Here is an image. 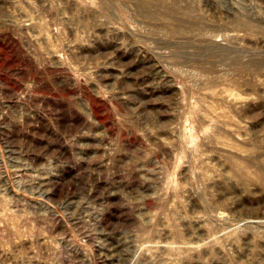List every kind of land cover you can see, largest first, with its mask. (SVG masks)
Instances as JSON below:
<instances>
[{
	"label": "rangeland",
	"instance_id": "374dc122",
	"mask_svg": "<svg viewBox=\"0 0 264 264\" xmlns=\"http://www.w3.org/2000/svg\"><path fill=\"white\" fill-rule=\"evenodd\" d=\"M0 264H264V0H0Z\"/></svg>",
	"mask_w": 264,
	"mask_h": 264
},
{
	"label": "bare ground",
	"instance_id": "6f19581e",
	"mask_svg": "<svg viewBox=\"0 0 264 264\" xmlns=\"http://www.w3.org/2000/svg\"><path fill=\"white\" fill-rule=\"evenodd\" d=\"M49 192V191H48ZM90 198V197H89ZM67 208V207H66Z\"/></svg>",
	"mask_w": 264,
	"mask_h": 264
}]
</instances>
